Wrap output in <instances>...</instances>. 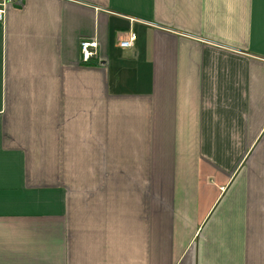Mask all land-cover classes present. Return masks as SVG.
I'll list each match as a JSON object with an SVG mask.
<instances>
[{"label": "crops", "instance_id": "1", "mask_svg": "<svg viewBox=\"0 0 264 264\" xmlns=\"http://www.w3.org/2000/svg\"><path fill=\"white\" fill-rule=\"evenodd\" d=\"M0 264H264V0L10 8Z\"/></svg>", "mask_w": 264, "mask_h": 264}, {"label": "built area", "instance_id": "2", "mask_svg": "<svg viewBox=\"0 0 264 264\" xmlns=\"http://www.w3.org/2000/svg\"><path fill=\"white\" fill-rule=\"evenodd\" d=\"M23 4L24 0H0V22H3L6 19L7 12L10 8L19 7ZM136 39V34L130 32L126 38L121 40L120 46L123 48L132 47ZM80 49L84 61H88L97 54V43L95 41L84 40L81 42Z\"/></svg>", "mask_w": 264, "mask_h": 264}]
</instances>
